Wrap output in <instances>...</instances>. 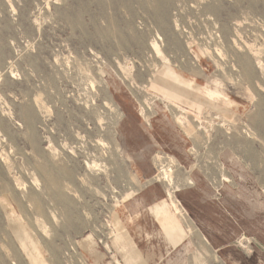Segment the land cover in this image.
Listing matches in <instances>:
<instances>
[{
    "label": "rangeland",
    "instance_id": "rangeland-1",
    "mask_svg": "<svg viewBox=\"0 0 264 264\" xmlns=\"http://www.w3.org/2000/svg\"><path fill=\"white\" fill-rule=\"evenodd\" d=\"M0 264H264V0H0Z\"/></svg>",
    "mask_w": 264,
    "mask_h": 264
},
{
    "label": "crops",
    "instance_id": "crops-1",
    "mask_svg": "<svg viewBox=\"0 0 264 264\" xmlns=\"http://www.w3.org/2000/svg\"><path fill=\"white\" fill-rule=\"evenodd\" d=\"M167 78H169L171 81H173L175 84H173V88H178L177 86H185L186 89L189 91H195L197 93H204L209 98H220V95L217 92H212L207 89H202L199 87H194L192 84L182 81L174 72L168 71L166 73ZM180 89V88H179ZM173 90V89H172ZM185 90V91H188ZM162 93L164 96L169 100H181L180 98L176 97L170 92L162 90ZM153 212L156 216V219L159 220V223L167 236L169 238L174 247L179 245L183 240L187 237V233L182 228L180 220L182 219L173 209L172 205H167L165 202H162L160 204H157L153 208ZM187 214V213H186ZM188 217V216H187ZM183 220V219H182ZM186 220V219H185ZM184 221V220H183ZM186 227L189 231V233L195 232V227L192 223V221L187 218L185 221ZM197 231V230H196ZM117 244L118 247L125 252L126 255L132 260L138 259V256L135 252V244L133 243L132 239L129 237L128 234L119 235L117 237Z\"/></svg>",
    "mask_w": 264,
    "mask_h": 264
},
{
    "label": "bare ground",
    "instance_id": "bare-ground-1",
    "mask_svg": "<svg viewBox=\"0 0 264 264\" xmlns=\"http://www.w3.org/2000/svg\"><path fill=\"white\" fill-rule=\"evenodd\" d=\"M152 47H155V49L157 50V53L159 52V53H161L160 51H159V49H158V45L156 46V44H154ZM160 47V46H159ZM161 50V49H160ZM155 51V50H154ZM163 53V52H162ZM29 120V119H28ZM29 124H30V122H29ZM175 161V160H174ZM170 163H172V164H174V163H176V162H173V159H171V161H170ZM88 168V167H87ZM45 169V168H44ZM47 173V172H46ZM49 173V172H48ZM36 174V173H35ZM34 174V175H35ZM58 176V175H57ZM37 177V176H36ZM35 178V177H34ZM162 178L163 179H166V180H168L169 182H172V180H173V177H172V175L170 174V172L168 173H166V174H164V175H162ZM53 183V182H52ZM56 185V184H55ZM41 187V186H40ZM43 189V188H42ZM48 198H49V196H48ZM36 199V198H35ZM127 199V197L126 198H124V200H126ZM56 211V210H55Z\"/></svg>",
    "mask_w": 264,
    "mask_h": 264
}]
</instances>
